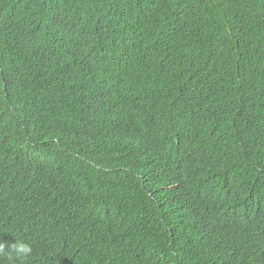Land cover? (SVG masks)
Masks as SVG:
<instances>
[{
  "label": "trees",
  "instance_id": "16d2710c",
  "mask_svg": "<svg viewBox=\"0 0 264 264\" xmlns=\"http://www.w3.org/2000/svg\"><path fill=\"white\" fill-rule=\"evenodd\" d=\"M15 240L24 264H264V0H0Z\"/></svg>",
  "mask_w": 264,
  "mask_h": 264
},
{
  "label": "clouds",
  "instance_id": "9594fccd",
  "mask_svg": "<svg viewBox=\"0 0 264 264\" xmlns=\"http://www.w3.org/2000/svg\"><path fill=\"white\" fill-rule=\"evenodd\" d=\"M33 247L22 241H16L13 244H7L0 241V257H7L9 262H14L16 260L21 261V264L31 259L33 256Z\"/></svg>",
  "mask_w": 264,
  "mask_h": 264
}]
</instances>
